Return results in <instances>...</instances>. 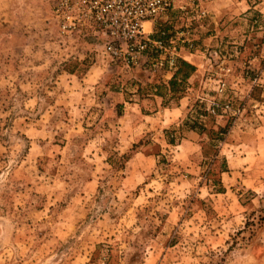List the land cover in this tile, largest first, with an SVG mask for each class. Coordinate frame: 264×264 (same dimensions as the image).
Segmentation results:
<instances>
[{
  "label": "rangeland",
  "instance_id": "obj_1",
  "mask_svg": "<svg viewBox=\"0 0 264 264\" xmlns=\"http://www.w3.org/2000/svg\"><path fill=\"white\" fill-rule=\"evenodd\" d=\"M239 1L156 19L195 43L197 76L170 94L171 72L63 37L57 0H0V264H264V19L244 15L264 0ZM214 99L242 111L196 119Z\"/></svg>",
  "mask_w": 264,
  "mask_h": 264
},
{
  "label": "built area",
  "instance_id": "obj_2",
  "mask_svg": "<svg viewBox=\"0 0 264 264\" xmlns=\"http://www.w3.org/2000/svg\"><path fill=\"white\" fill-rule=\"evenodd\" d=\"M173 6L175 0H57L53 13L63 37L95 38V45L103 46L114 64L131 69L140 67L151 73L175 72L183 47L191 50L195 43L189 31L179 40L155 33L156 19ZM262 19L263 13L254 14L251 22L253 26L262 25ZM217 81V90L224 92L227 82L223 78ZM215 100L204 105V111L196 119L210 114L223 116L229 111L237 115L242 111L230 99L221 103Z\"/></svg>",
  "mask_w": 264,
  "mask_h": 264
},
{
  "label": "crops",
  "instance_id": "obj_3",
  "mask_svg": "<svg viewBox=\"0 0 264 264\" xmlns=\"http://www.w3.org/2000/svg\"><path fill=\"white\" fill-rule=\"evenodd\" d=\"M247 1V0H246ZM239 3H241V4H244V2H243V0H240L239 1ZM247 3H248V6L247 7H245V8H243L242 9V12L243 11H245V10H247L248 8H252L251 6H250V4H249V2L247 1ZM222 6H224V5H222ZM213 7H214V5H213ZM256 8H258L257 6H255ZM221 8H223V7H221ZM217 10L219 9V8H216ZM221 10H224V9H221ZM234 10H235V12H237L238 10H240L239 8H234ZM261 12H263V14H264V8H262V7H260V9H259ZM248 12V13H247ZM246 13L244 12V15H249V14H255V13H253L252 11H247ZM215 36L216 35H212V36H210V38H215ZM209 38V37H208ZM197 54L196 53H194L192 50H188V51H182V58H184V59H186V60H188V62H191V64H193L194 65V62H192L189 58H192V57H194V56H196ZM256 59H258V56L256 57ZM162 76H163V82H164V85H165V88L168 90V92L170 93V94H173L174 92H172V90H171V87H170V83H171V80H172V78L175 76V73L174 72H171V73H162ZM196 76H197V69H195V68H193V70L190 72V74L187 76V79H186V81H188V82H192L195 78H196ZM160 80V79H159ZM157 87L158 86H155V87H153L151 90H150V95H152V96H154L155 97V100L156 101H159V103H162L163 102V100H165V96L163 95V94H161L159 91H158V89H157ZM251 88V87H250ZM193 89L194 88H189V89H186V90H183L182 91V93L181 92H179L180 94H181V98H180V100L181 101H183V100H187V101H185V105H181L182 106V109L183 108H186V109H189V107L190 108H192L191 106H192V104H190V98H192L193 96H194V94H195V92H193ZM189 90H191V91H189ZM247 94H248V91H247ZM208 104V102L206 103V105ZM203 106L205 105V104H202ZM197 112V111H196ZM198 113V112H197ZM194 134H196V133H200L199 131H197V130H193L192 131ZM194 134H192V136L193 137H195V135Z\"/></svg>",
  "mask_w": 264,
  "mask_h": 264
},
{
  "label": "trees",
  "instance_id": "obj_4",
  "mask_svg": "<svg viewBox=\"0 0 264 264\" xmlns=\"http://www.w3.org/2000/svg\"><path fill=\"white\" fill-rule=\"evenodd\" d=\"M179 68L174 72L175 76L172 78L170 87L172 92L176 91V85H182L186 83L187 76L190 74L191 69H193V65L188 63L185 60H181L179 62ZM227 127H221V131H226Z\"/></svg>",
  "mask_w": 264,
  "mask_h": 264
}]
</instances>
